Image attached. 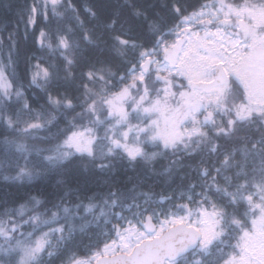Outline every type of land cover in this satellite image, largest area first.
<instances>
[{
	"label": "snow or ice",
	"instance_id": "snow-or-ice-1",
	"mask_svg": "<svg viewBox=\"0 0 264 264\" xmlns=\"http://www.w3.org/2000/svg\"><path fill=\"white\" fill-rule=\"evenodd\" d=\"M105 7L84 10L100 21ZM110 7L86 27L72 0L24 6L26 29L37 17L47 25L49 14L59 24L53 33L40 28L35 42L60 64L26 55L27 84L16 73L15 34L6 52L0 36V128L12 134L0 135V172L14 170L3 176L14 181L59 177L49 192L0 202V264H264V0H203L191 11L188 0ZM32 88L42 94L32 95L38 107L25 90ZM168 155L156 175L178 176L175 199L186 203L137 191L139 177L131 188L81 199L66 179L77 157L111 174L120 163ZM163 202L167 210L151 206ZM78 248L90 255L79 257Z\"/></svg>",
	"mask_w": 264,
	"mask_h": 264
},
{
	"label": "trees",
	"instance_id": "trees-1",
	"mask_svg": "<svg viewBox=\"0 0 264 264\" xmlns=\"http://www.w3.org/2000/svg\"><path fill=\"white\" fill-rule=\"evenodd\" d=\"M22 1H26L31 3L32 0H0V36H3V38H8L9 33L15 34V39L18 41V50L20 53L18 63L16 66V72L17 74L19 72H22L20 75V79L24 81L25 84H27V80L25 79V69H26V61L24 60V57L26 55H35L37 57L42 58L41 63H44L45 61L54 62L56 64H60V60L58 59V53L52 54L48 50H42L45 53L40 54L37 52V54H34L33 51L38 49L35 42V38L38 36L40 28L42 27H51L52 25L56 26L52 32L53 33L57 30L58 21L56 19H53L51 17V14H49V23L45 25L44 18L43 17H37V24L35 26H27L26 29V15L24 16V19H21V16L23 15L21 9L24 7L21 3ZM81 6L84 10L85 5L93 6V5H105L104 13L101 15V20L93 22L100 23L103 22L106 18L107 12L111 10V4L113 3H120L123 4L124 0H113V2L108 0H81ZM136 3H156L157 0H134ZM160 2H163V0H160ZM203 0H188V3L191 5L189 7V11L192 10L193 7H198L200 3H202ZM95 10V8H94ZM159 11V9H156ZM14 11L18 13L17 20L14 19ZM59 11V9H58ZM127 9L124 10L125 14H127ZM85 21L86 27H90V24L87 20V16H84L81 18ZM22 20V21H21ZM21 21V23H20ZM62 23H68V21H64ZM133 23H139L138 21H133ZM127 27V25H126ZM27 32V35H26ZM25 33L24 39L22 40L21 35ZM135 35V32L133 33ZM125 39H128L129 37H124ZM168 39L171 41L174 39V37L170 36ZM5 40V39H4ZM4 51H7V43L4 42ZM105 57H101V59H104ZM32 63H35L33 60ZM113 70H116V66L118 65V60H113ZM86 71V69H84ZM122 71V69H120ZM76 71L77 75L79 74L80 69L74 70ZM62 75V73H61ZM79 81H77L78 83ZM115 82V81H114ZM28 97L29 102L34 104L35 106H38L36 102L33 101L32 95L33 93L35 96L40 97L42 94L35 88L32 89H25ZM64 89H61L63 91ZM40 104L44 103L43 99H40ZM79 111V109H77ZM60 127H64V122L61 121ZM53 132L56 131V129H52ZM47 135V133L43 132L42 136ZM55 143V141H53ZM33 144H40L39 141H35ZM40 146H46L44 144H41ZM2 158V151L0 153V159ZM240 157L238 156L237 159ZM174 159V157L166 156L162 160H159L158 162H153L151 164H144L139 161L138 163L134 164L133 166H129L126 162L118 164L117 168L111 173L106 174L104 172H101L97 169H89L88 171L83 166H77L74 163H71L68 166L69 175L67 176V180L70 181V187L72 188H79L82 191L76 192V196L83 199V195H91L93 193L99 192V193H106L109 188H124L125 186L127 188H131L132 184L136 183L137 178H141L143 180V184L141 188H138L137 190H143L148 191L149 189L158 194H164V195H171L173 196V202L174 203H186V201H182L179 199H175V197L179 194L180 191L183 189L179 187L181 184V180L178 176L174 174L173 179L175 182L169 183V181H172L171 179H167L162 176H157L156 174L161 171L162 165H166L169 160ZM214 159V158H213ZM30 160L32 164H36L38 162V157L35 155H32L30 157ZM199 161V157H196L194 160H186V164H193ZM25 161L23 160L21 162V166H23ZM31 166V164L29 165ZM14 168V165H13ZM185 171H188L187 169ZM15 173L14 170L5 169L2 172H0V202L4 200H8L9 204L7 206H11V201L15 200L17 197L31 192L34 195H39L41 192H49L52 190V188L55 186V181L59 178L58 176L51 175L48 177H43L39 179H35L32 181H29L26 183V186H20L18 184H14L11 182V180H4V175H13ZM184 173H180L179 175H183ZM189 175H192L191 172H189ZM129 178H131L132 183H129ZM169 183V184H168ZM197 192L200 191L199 188L196 189ZM154 199H158V196ZM199 199V197H197ZM73 202H77L75 198H73ZM87 203V201H85ZM152 207L157 208V210H167L170 205L168 202H163L161 204H152ZM116 211H118L116 209ZM243 211V209H241ZM179 215H184L183 212L179 213ZM163 218V217H162ZM112 223H119L117 220H113ZM56 225H53L55 227ZM30 230V229H26ZM98 230L93 228L89 229V235L93 236V239H95V233ZM79 238V237H78ZM84 244L87 245L89 243L87 237L83 238ZM235 243V241H232ZM103 244V241L100 243V247ZM229 249H226L228 251ZM77 253L79 257H84L86 255H89L90 252L85 251L83 248L73 249ZM226 258V256H225ZM55 264H60V261L57 260Z\"/></svg>",
	"mask_w": 264,
	"mask_h": 264
},
{
	"label": "bare ground",
	"instance_id": "bare-ground-1",
	"mask_svg": "<svg viewBox=\"0 0 264 264\" xmlns=\"http://www.w3.org/2000/svg\"><path fill=\"white\" fill-rule=\"evenodd\" d=\"M108 1H111V2H113V0H108ZM2 2H4V0H2ZM72 2L76 5V7H77V9H78V11H79V14H80V17L81 18H83L84 16H87V20H88V22H89V24H90V27H92L93 25H95L96 24V22H93L94 20H91L90 19V17L88 16V14L85 12V10H83V8H82V6H81V3H82V1L81 0H72ZM23 6H26V5H28V4H30L29 2H26V1H22V3H21ZM59 11H63V9L61 8V9H59ZM17 17H18V13L16 12V11H14V19L16 18V20H17ZM22 21V20H21ZM21 21H20V23H21ZM59 26V25H58ZM58 26H57V28H58ZM56 26H54V25H52L51 27H45L46 28V30L48 31V32H52L53 30H55L54 28H55ZM24 36H25V33H23L22 35H21V37H22V40L23 41H25V39H24ZM78 37H79V33H77V39H78ZM5 40H4V42L6 41V43H7V45H8V39L7 38H4ZM34 43H36V42H34ZM36 45H37V43H36ZM37 47H38V49H36L35 48V50L33 51V53L34 54H37V52L38 53H40V54H44L45 52L44 51H42V50H48L47 48H43V49H41V48H39V46L37 45ZM49 51V50H48ZM119 64V63H118ZM17 73V72H16ZM19 74H22V72H19L18 74H17V76H18V78H20V75ZM9 78H11L10 76H9ZM79 83V82H78ZM36 97H37V95H36ZM32 106L33 107H38V106H35L34 104H32ZM42 133L43 132H41L40 133V135L42 136ZM0 135H9V136H11L12 134L11 133H9V132H5L2 128H0ZM35 141L34 140H29L28 141V143L29 144H33ZM1 151H2V158L1 159H6L7 157H6V155H5V152H4V150H3V146H0V153H1ZM170 157H171V155H170ZM12 159H13V161H15V160H19V163L21 164V162L24 160L23 158H20L19 157V155L18 154H15V153H13L12 154ZM85 161V160H84ZM14 165V164H13ZM13 175H15V173L13 174ZM11 182L12 183H14V184H18V185H20V186H26V183L27 182H29L28 180H24V181H14V180H11ZM172 181H169V183H171ZM168 183V184H169Z\"/></svg>",
	"mask_w": 264,
	"mask_h": 264
},
{
	"label": "rangeland",
	"instance_id": "rangeland-1",
	"mask_svg": "<svg viewBox=\"0 0 264 264\" xmlns=\"http://www.w3.org/2000/svg\"><path fill=\"white\" fill-rule=\"evenodd\" d=\"M180 83H186V81H183V80H180L179 81ZM162 85H157V87H161ZM173 91H178L176 88H174L173 89ZM156 117H153V119H155ZM161 119V125L163 126V120H164V118L163 117H161L160 118ZM133 123H136V121H133ZM101 134H102V130H101ZM150 151H155L156 149H149ZM169 156V155H168ZM85 160V161H84ZM84 160H82V159H80V158H75L71 163H74V164H76L77 166H81V167H83L85 164H88L89 163V161L88 160H86V159H84ZM143 164H144V162L143 161H141ZM153 163V162H152ZM96 169V168H94V167H91V166H89V167H87L86 168V170L88 171L89 169ZM97 170H99V169H97ZM100 171V170H99ZM137 191H140V190H137ZM139 203H141L142 205H143V200L141 199L140 201H138ZM118 211H119V209H117ZM125 215H129L128 213H125ZM155 222V221H154ZM120 223V222H119ZM45 231L47 230V229H44ZM233 243V242H232ZM101 247H102V245H101ZM229 252L231 251V249H229L228 250ZM90 255V254H89ZM86 256H88V255H86ZM86 256H84V257H86ZM81 258H83V257H81ZM225 259H227V257L225 258Z\"/></svg>",
	"mask_w": 264,
	"mask_h": 264
}]
</instances>
